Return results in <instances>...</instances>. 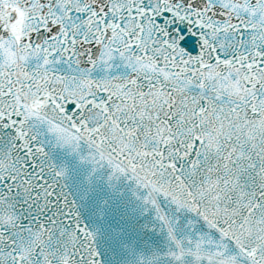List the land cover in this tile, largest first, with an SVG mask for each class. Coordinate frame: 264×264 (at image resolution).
I'll list each match as a JSON object with an SVG mask.
<instances>
[{
    "label": "snow or ice",
    "instance_id": "1",
    "mask_svg": "<svg viewBox=\"0 0 264 264\" xmlns=\"http://www.w3.org/2000/svg\"><path fill=\"white\" fill-rule=\"evenodd\" d=\"M0 264H264V0H0Z\"/></svg>",
    "mask_w": 264,
    "mask_h": 264
}]
</instances>
